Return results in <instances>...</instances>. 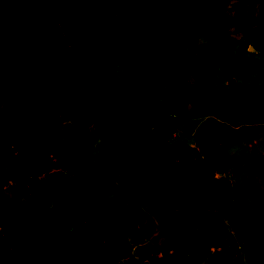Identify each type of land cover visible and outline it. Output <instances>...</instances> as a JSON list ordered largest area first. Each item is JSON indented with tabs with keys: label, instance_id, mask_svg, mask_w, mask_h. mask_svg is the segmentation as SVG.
Returning a JSON list of instances; mask_svg holds the SVG:
<instances>
[{
	"label": "rangeland",
	"instance_id": "rangeland-1",
	"mask_svg": "<svg viewBox=\"0 0 264 264\" xmlns=\"http://www.w3.org/2000/svg\"><path fill=\"white\" fill-rule=\"evenodd\" d=\"M93 1L91 26L104 57L101 73L136 94L140 85L128 76L127 68L134 56L153 45L164 24L160 6L155 0ZM60 2L43 0L41 9L51 8L59 22L62 88L35 97L11 90L5 84L0 42V264H22L19 243L7 232L22 230L32 240L46 234L40 243L46 264H99L92 251L94 238L80 216L84 207L94 206L85 182L105 178L95 166L103 126L112 118L129 124L134 116L140 134L134 142L124 140L121 151L106 159L114 177L97 198L99 212L86 220L88 226L104 221L113 237H125L129 252L115 264H166L158 251L165 226L144 193L136 191L142 178L153 176L170 178L158 190V199L184 230L176 231L168 251L174 264H264L262 252L246 238L245 216L236 207L251 211L264 195V112L247 120L240 103L242 90L256 81L264 86V0H197L201 16L195 20V43L171 54L168 71L150 82L141 96L143 104L133 108L123 107L118 96L109 95L85 74V59L68 36L71 17L62 12ZM224 17L227 38L205 48L184 89L180 60L198 54ZM108 55H115L111 67ZM148 106L168 108V124L138 116ZM106 133L111 144L113 137L108 129ZM189 175L184 188L194 199L212 197L208 221L218 233L178 194L175 182ZM65 191L58 215L40 226L28 227L8 216L7 199L15 212L33 217L52 205L47 194ZM119 198L135 207L141 222L128 211L119 225L113 213ZM187 229L192 231L186 234Z\"/></svg>",
	"mask_w": 264,
	"mask_h": 264
},
{
	"label": "trees",
	"instance_id": "trees-1",
	"mask_svg": "<svg viewBox=\"0 0 264 264\" xmlns=\"http://www.w3.org/2000/svg\"><path fill=\"white\" fill-rule=\"evenodd\" d=\"M160 6L164 24L160 31L154 35V43L144 53L134 56L127 68L128 76L140 85V91L132 94L120 83L112 82L102 75L101 68L104 57L97 49V34L91 26V18L95 8L93 0H61L60 7L63 13L70 15L71 22L68 26L69 39L74 43L80 55L85 59V74L94 78L101 89L111 96H118L125 108H133L143 104L142 94L150 88V82L161 73L168 71L170 56L174 52L182 51L185 47L193 45L199 34V27L195 20L201 16V9L197 0H155ZM43 0H7L0 5V42L1 53L6 65L5 84L11 90H20L28 97L40 95L45 90H55L63 87L65 83L62 65L64 55L61 50V31L58 19L51 8L42 10ZM227 24L224 17L223 23L213 37L206 43L202 50L194 55H185L179 62V76L182 79L184 89L186 77L191 69L196 67L200 55L206 47L216 41H223L227 34L223 29ZM145 35V33H140ZM115 55L106 58L108 67H111ZM207 82L206 76L201 77ZM208 84V83H207ZM209 88V86H207ZM187 93L180 95V99ZM240 103L243 115L247 120H252L259 113L264 112V86L254 82L251 86L241 91ZM220 108V107H219ZM168 108L148 106V110L138 116L147 119L161 120L168 124L164 118ZM109 130L113 142H107ZM254 135L255 129L249 127ZM140 134L137 117L134 116L129 124L123 123L116 118L109 121L108 126H103V144L100 154L96 158L95 166L102 171L105 178L86 180L85 191L89 194L93 207H84L80 216L84 219L85 230L94 238L93 255L99 264H115L124 259L129 246L122 233L113 237L110 228L104 221H99L92 226L86 224V220L100 210L98 196L101 195L113 180L114 174L110 166L105 164L110 154L122 149L124 140L134 142ZM170 178L146 177L142 178L137 192H143L146 199L152 204L154 215L165 226V238L158 251L162 254L170 250L171 243L176 239V231L182 229L174 213L162 210L161 201L157 192ZM191 176L175 182L180 197L202 215V221L214 229L208 221V205L212 197L207 196L202 200L194 199L184 188L189 184ZM68 191L57 196L47 194L52 200V205L35 216L30 217L25 212H15L12 204L7 199L8 216L13 222H23L28 227L42 225L46 218H54L58 215V209ZM245 216L244 229L249 244L259 249L264 256V195L256 203L253 210L248 211L243 206L236 205ZM132 211L138 221L141 222L140 214L135 207L123 204L119 198L115 204L113 213L117 217L119 225L123 215ZM184 231V230H183ZM191 229L185 231L186 234ZM14 241H18V250L21 254L22 264H46V259L41 255L40 243L45 241L46 234L42 233L37 239L32 240L26 230L20 232L7 231Z\"/></svg>",
	"mask_w": 264,
	"mask_h": 264
},
{
	"label": "water",
	"instance_id": "water-1",
	"mask_svg": "<svg viewBox=\"0 0 264 264\" xmlns=\"http://www.w3.org/2000/svg\"><path fill=\"white\" fill-rule=\"evenodd\" d=\"M163 256L165 258L166 264H174V261L168 252L163 254Z\"/></svg>",
	"mask_w": 264,
	"mask_h": 264
}]
</instances>
